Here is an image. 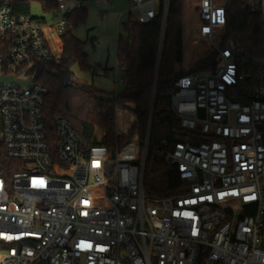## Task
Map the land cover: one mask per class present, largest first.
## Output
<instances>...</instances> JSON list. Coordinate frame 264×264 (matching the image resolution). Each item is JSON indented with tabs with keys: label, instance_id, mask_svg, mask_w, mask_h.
<instances>
[{
	"label": "built area",
	"instance_id": "obj_1",
	"mask_svg": "<svg viewBox=\"0 0 264 264\" xmlns=\"http://www.w3.org/2000/svg\"><path fill=\"white\" fill-rule=\"evenodd\" d=\"M113 1L52 0L47 11V0H0V76L27 68L33 75L58 60L71 15ZM128 1L131 22L161 18L163 42L171 0ZM191 1L193 45L214 48L218 63L180 78L171 97L192 138L163 156L184 193L146 194L149 137L128 159L102 145L84 153L64 120L51 141L48 89L37 78L29 88H0V141L21 164L11 178L0 175V264H264V62L223 45L228 0ZM24 4L30 15L17 7ZM33 5L42 17H33ZM243 8L264 18V0H244ZM92 192L100 204L83 205Z\"/></svg>",
	"mask_w": 264,
	"mask_h": 264
},
{
	"label": "trees",
	"instance_id": "obj_2",
	"mask_svg": "<svg viewBox=\"0 0 264 264\" xmlns=\"http://www.w3.org/2000/svg\"><path fill=\"white\" fill-rule=\"evenodd\" d=\"M46 1V0H45ZM244 0H228L224 8L223 45L231 44L239 58L252 62H264V18L261 12L251 13L243 8ZM21 14L30 15L31 5H19ZM54 8L47 0V11ZM184 0H171L165 37L162 42V20L150 24L136 22L125 24L130 42L119 38L118 58L123 67L122 81L125 89L104 100L93 87L81 85L73 73L74 67L95 72L86 54V43L73 34L88 15L87 10L75 12L70 17L69 32L62 38L61 57L48 65H38L37 83L48 89L43 109V121L51 141L56 139V125L64 120L77 134L80 149L86 153L94 146H106L109 151L121 150L137 133L141 151L149 137L144 189L149 197L166 199L184 193V186L176 168L169 166L162 154L172 150L181 140L192 138L191 133L180 128L171 109V97L176 92L175 83L192 73L213 71L218 54L213 51L197 61L190 70L179 67L184 61ZM124 102L135 103L132 110L136 124L128 137L116 131L117 109ZM133 118L120 111L118 130L124 134ZM185 133V138H180ZM100 134L101 139H100ZM137 139L123 150L121 157H135ZM21 164L6 157L0 141V175L9 179L20 170Z\"/></svg>",
	"mask_w": 264,
	"mask_h": 264
},
{
	"label": "rangeland",
	"instance_id": "obj_3",
	"mask_svg": "<svg viewBox=\"0 0 264 264\" xmlns=\"http://www.w3.org/2000/svg\"><path fill=\"white\" fill-rule=\"evenodd\" d=\"M132 8V3L128 0H114L111 4L90 2L87 7L88 15L86 20L73 30L75 37L87 44L86 54L89 57V64L96 68L93 73L91 71H82L79 67H74L73 73L76 76V80L81 85L96 89L99 92V96L104 100L112 99L113 95L122 93L125 89V85L122 81V72L120 70L121 64L119 63L118 58V41L120 37L122 39H126L127 37L124 25L131 22L132 18L129 16L128 12L131 11ZM32 9L33 17L39 18L43 16L38 5H33ZM184 11V61L179 69L187 71L190 70L201 58L213 52L214 48L209 49L206 45L201 47L193 45L197 21L193 13L191 0H184ZM120 14L126 15L118 25ZM93 43H96L95 46ZM118 108L120 111L125 112L128 115H133L132 109L124 104ZM133 116L135 117V115ZM133 122L130 124L124 135H121L118 130L117 116V134L119 136L128 137L132 128L136 124V121ZM101 135L103 134H100V139ZM180 138H185V133H182ZM134 139L138 140H136L135 143L140 147L139 136L135 133L121 151H123ZM160 154L163 155V153L156 151V155ZM100 197L101 195L99 193L92 192L83 196L81 201L83 205L92 207L98 206L101 201Z\"/></svg>",
	"mask_w": 264,
	"mask_h": 264
},
{
	"label": "water",
	"instance_id": "obj_4",
	"mask_svg": "<svg viewBox=\"0 0 264 264\" xmlns=\"http://www.w3.org/2000/svg\"><path fill=\"white\" fill-rule=\"evenodd\" d=\"M126 42H130V36L128 35L126 38ZM28 68L23 70L17 75L13 76H0V88H10V87H17L20 89L29 88L37 78V73L33 75H27ZM115 155L113 154V158Z\"/></svg>",
	"mask_w": 264,
	"mask_h": 264
},
{
	"label": "crops",
	"instance_id": "obj_5",
	"mask_svg": "<svg viewBox=\"0 0 264 264\" xmlns=\"http://www.w3.org/2000/svg\"><path fill=\"white\" fill-rule=\"evenodd\" d=\"M111 4V3H110ZM88 11V10H87ZM120 16V15H119ZM122 20V19H121ZM121 20H120V18H119V21H118V25L120 24V22H121ZM127 38V37H126ZM95 44L96 43H93V45L95 46ZM119 63H120V61H119ZM121 64V63H120ZM123 67H122V65H121V72L124 70V69H122ZM119 70V71H120ZM125 106H127L128 108H130V109H135V103H133V102H124L123 103ZM119 111H120V109L118 108V112H117V116H118V114H119ZM130 116L132 117V118H134V120L133 121H136V118L132 115V114H130ZM134 123V122H133ZM121 135H124V134H121ZM138 141V140H137Z\"/></svg>",
	"mask_w": 264,
	"mask_h": 264
}]
</instances>
